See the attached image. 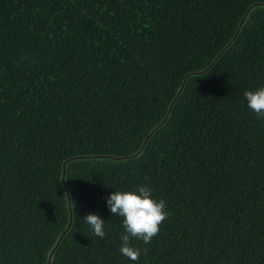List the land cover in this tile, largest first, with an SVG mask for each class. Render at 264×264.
Instances as JSON below:
<instances>
[{"label": "trees", "instance_id": "1", "mask_svg": "<svg viewBox=\"0 0 264 264\" xmlns=\"http://www.w3.org/2000/svg\"><path fill=\"white\" fill-rule=\"evenodd\" d=\"M259 87L264 0H0V264H137L106 198L141 185L138 264H264Z\"/></svg>", "mask_w": 264, "mask_h": 264}, {"label": "clouds", "instance_id": "2", "mask_svg": "<svg viewBox=\"0 0 264 264\" xmlns=\"http://www.w3.org/2000/svg\"><path fill=\"white\" fill-rule=\"evenodd\" d=\"M244 97L248 108L257 117H264V87L254 91L245 90ZM106 202L112 215L123 218L126 234L121 237V254L138 264L140 249L131 245L130 238L142 240L145 244L150 243L168 218L166 202L163 199H154L152 190L143 185L131 191H114L106 198ZM83 220L92 228L95 236H105V221L99 215L89 213Z\"/></svg>", "mask_w": 264, "mask_h": 264}, {"label": "water", "instance_id": "3", "mask_svg": "<svg viewBox=\"0 0 264 264\" xmlns=\"http://www.w3.org/2000/svg\"><path fill=\"white\" fill-rule=\"evenodd\" d=\"M257 5H259V4H257ZM253 6H256V5H253ZM253 6H252V7H253ZM249 11H250V9H249L248 12L246 13V15L249 13ZM232 39H233V38H232ZM187 76H188V75H187ZM163 123H164V121H163L159 126H161ZM141 148H142V147H141ZM141 148H140V149H141ZM140 149H139V151H140ZM139 151H138V152H139ZM136 154H137V153L132 154V155H124V156H120V157H113V159H115V160H125V159H129V157L136 156ZM82 157H86V156H82ZM74 159H77V157H73V159H71V160H74ZM71 160H70V161H71ZM66 164H67V162L65 163V165H66ZM65 174H66V170H65V168H64V172H63V181H64V182H65ZM67 195H68V197H69V207H70V210H71V201H70L69 192H67ZM71 225H72V215H70V222H69V225H68L67 229L65 230V232L62 234L61 238L59 239V242H58L57 246L59 245V243L61 242V240L63 239V237L68 233V231H69ZM57 246L54 247V249L51 251V254H50L49 260L51 259V256H52V254H53V251L56 250ZM48 263H49V262H48ZM48 263H47V264H48Z\"/></svg>", "mask_w": 264, "mask_h": 264}]
</instances>
